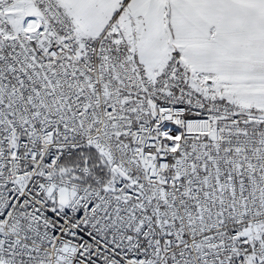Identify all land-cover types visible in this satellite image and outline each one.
<instances>
[{"label":"snow or ice","instance_id":"obj_1","mask_svg":"<svg viewBox=\"0 0 264 264\" xmlns=\"http://www.w3.org/2000/svg\"><path fill=\"white\" fill-rule=\"evenodd\" d=\"M0 264H264V0H0Z\"/></svg>","mask_w":264,"mask_h":264}]
</instances>
